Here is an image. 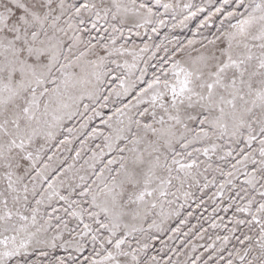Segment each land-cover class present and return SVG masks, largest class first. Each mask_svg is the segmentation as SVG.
<instances>
[{
	"label": "snow or ice",
	"instance_id": "6c2138e0",
	"mask_svg": "<svg viewBox=\"0 0 264 264\" xmlns=\"http://www.w3.org/2000/svg\"><path fill=\"white\" fill-rule=\"evenodd\" d=\"M0 264H264V0H0Z\"/></svg>",
	"mask_w": 264,
	"mask_h": 264
}]
</instances>
